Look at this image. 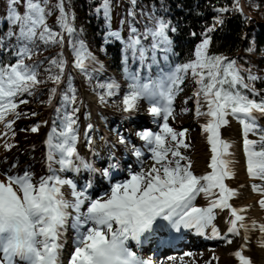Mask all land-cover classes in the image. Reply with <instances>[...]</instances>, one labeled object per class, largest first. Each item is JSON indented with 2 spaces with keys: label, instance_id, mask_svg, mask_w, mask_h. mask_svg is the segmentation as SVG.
I'll return each instance as SVG.
<instances>
[{
  "label": "snow or ice",
  "instance_id": "6c2138e0",
  "mask_svg": "<svg viewBox=\"0 0 264 264\" xmlns=\"http://www.w3.org/2000/svg\"><path fill=\"white\" fill-rule=\"evenodd\" d=\"M65 3L66 0H58L55 5L59 11L57 24L60 27V32H55L46 24V17L51 15L47 8L48 0L8 2L11 11L6 13L7 21L18 29L0 36V49L5 52L9 50L5 47L6 41L16 38V45L11 49V54L16 57L15 63L0 61V123L8 129H11L14 120L9 121L7 117L20 116L16 111L17 99L24 94L32 95L43 83L38 79L37 66L25 63V58H30L33 52L31 45L37 39L45 44H60L61 48L67 42L74 56L73 67L91 79L88 68L97 63L96 58L83 41L72 39L75 29ZM131 3L135 5L136 0H131ZM111 4L112 0H101L96 9L97 12L102 10L105 21L110 20ZM20 6L24 8L23 13L18 11ZM233 7L242 11L239 0ZM216 11L223 13L228 9ZM222 23L223 20L217 16L215 24ZM169 31L175 32L176 29L163 19H155L153 27L146 28L143 33L131 27L124 42L125 51L131 53L133 60H139L142 67L146 53L151 51L152 64L147 65L150 70L156 63L157 49L161 45L164 46L163 51L171 50ZM212 31L214 27L206 29V33ZM108 37L120 40L121 34L109 31L105 42H108ZM147 37H151L150 50L142 43V39ZM210 43V36L205 34L195 47L194 59L158 73L155 79L151 75L142 76L139 70L130 72L125 68L128 83L122 95V112L134 114L138 101L144 100L150 103L148 113L163 122L158 124L159 131L146 129L137 133L151 154V166L145 168L142 165L138 171L129 170L128 178L111 182L109 190L99 198H90L84 188L60 175L69 170L79 171L75 161L84 169L98 171L92 164L85 163L77 152L76 113L79 109L71 106L75 104L76 96L74 89L69 88L63 96L66 110L60 118L59 128L53 127L47 141L48 174L33 181L28 171L17 175L0 173L5 177L4 181H0V264H63V239L69 226L74 230L75 237L67 264H154L151 258L141 257L133 249L132 242L140 246L143 239L155 234L161 221L177 231L192 229L199 235H205L210 229L212 236L219 237L214 223L217 210L229 212L227 233L241 235L243 230L245 241L252 231L264 234V223L255 220L247 222L243 214L246 208H237L230 203L233 197L238 196V192L226 183V179L234 175L229 151L232 146L221 136L222 126L228 125L227 117L232 116L242 126L247 173L250 178L264 181V128L258 123L264 117V95L253 87L258 77L250 70L245 77V70L236 60L208 55ZM124 62H128L127 56ZM49 64L55 66L58 72L52 73L50 67L46 70L48 78L59 84L64 73L63 56L52 59ZM98 70L93 68V71ZM189 73L198 86L193 93L196 97L195 115L206 120L201 128L211 152L207 165L211 171L199 176L193 173L191 161L180 151L190 147L185 142L186 130L176 132L168 123L170 118L175 117L173 102ZM96 86L100 89L97 95L101 103L116 96L121 87L114 80L98 81ZM50 92L54 95L57 88H51ZM19 103L27 101L19 99ZM205 107L206 111H201ZM88 128L91 129L92 125L89 124ZM38 129L39 125L33 126L31 131L37 132ZM249 134H259V139L250 140ZM118 142L127 144L124 137H119ZM257 145L260 148L258 151ZM10 147L5 144L6 149ZM132 152L138 160L143 155L139 148H133ZM182 161L185 163L182 164ZM53 164L59 167L54 168ZM118 167V163L110 164L100 170V174L111 179L112 170ZM65 187L69 189L67 194ZM252 189L261 193L258 204L264 209V187L253 184ZM200 195L207 200V206L194 203ZM226 242L232 243L230 239ZM259 246L264 247V236ZM243 251L242 245L233 255L239 264H251Z\"/></svg>",
  "mask_w": 264,
  "mask_h": 264
},
{
  "label": "trees",
  "instance_id": "16d2710c",
  "mask_svg": "<svg viewBox=\"0 0 264 264\" xmlns=\"http://www.w3.org/2000/svg\"><path fill=\"white\" fill-rule=\"evenodd\" d=\"M8 2L9 0H0V36L9 30L18 31L7 21L6 13L11 11L8 8ZM100 2L101 0H66L65 3L66 11L71 13L70 20L75 29L72 39L83 41L88 51L96 58L97 63L88 68L91 79L73 67L74 56L67 42L64 45L68 53L66 56L64 46L61 48L60 44H45L37 39L31 45L33 52L30 58H25L26 64L37 66L38 79L43 83L33 91L32 95L24 94L23 97L33 98L46 89L43 101L53 103L48 115L47 141L53 127L59 128L60 118L66 110L63 96L69 88L74 89L76 100L81 94V87L98 93L100 91L96 86L98 81L114 80L109 70L116 71L121 79L128 83L125 68L130 72L139 70L142 76L151 75L155 79L158 73L169 71L177 64L194 59L195 47L202 41L205 34L211 38L207 49L208 55L224 56L236 60L237 64L245 70L243 73L245 77L249 70L252 75L258 77L253 82V87L264 95V0H239L242 11H237L233 7L236 0H136L135 5L131 3V0H112L111 15L108 21H105L102 10L96 11ZM57 3L58 0H48L47 8L51 11V15L46 17V24L53 31L60 32L57 24L59 11L55 8ZM220 8H226L228 11L218 13L216 10ZM18 11L23 13V6H20ZM130 12L133 15H129ZM217 16L223 20L222 24H215ZM155 19L167 21L176 31L167 33L171 40V50L165 52L162 50L164 46L161 45V48L157 49L156 63L149 70L147 65L152 64L151 51L146 53L145 64L142 67L139 60H133L131 53L125 51L124 42L131 27H135L138 33H143L146 28L153 27ZM208 27H214V31L206 33ZM109 31L120 32L121 39L108 37V42H105ZM65 38L67 40V34ZM142 43L150 50L151 37L142 39ZM15 45V37L6 41L5 47L9 50L5 52L0 49V61L15 63L16 57L11 54V49ZM59 56H63L65 60L64 73L60 83L54 84L48 78L49 73L46 70L51 67L52 73L58 72L55 66H50L49 61ZM125 56L128 57L127 63L124 62ZM93 68L99 70L93 71ZM53 87L57 88L54 95L50 92ZM196 87L198 86L189 73L181 89L194 90ZM192 96H194L192 92L186 95L187 98ZM16 102L18 103V99ZM187 103L189 104L188 100ZM71 106L79 109L76 119L79 113L82 115L88 113L84 106L76 102ZM16 119L12 115L7 117V120H14V123ZM37 125L39 123H33L30 126L29 134L34 133L31 128ZM183 154L187 157V154Z\"/></svg>",
  "mask_w": 264,
  "mask_h": 264
},
{
  "label": "rangeland",
  "instance_id": "374dc122",
  "mask_svg": "<svg viewBox=\"0 0 264 264\" xmlns=\"http://www.w3.org/2000/svg\"><path fill=\"white\" fill-rule=\"evenodd\" d=\"M231 56L232 55H230V57ZM110 73L112 74L114 81L121 85L116 96L108 98L106 103H101L98 99L97 93L89 90L86 87H81V94L76 100V104L84 106L88 111L87 115H82L79 113L77 119L76 147L80 142L79 145L82 146V152L96 148L101 160H107L106 162H101L98 159H95L91 162L92 166L98 170L96 174L98 175L97 179L99 181V187L96 188V196H90L92 198H99L106 191H108L111 182H119L125 178H128L129 170L138 171L142 165L145 168L150 166L152 163L151 154L145 147L144 142L139 139L137 133L146 129L159 131L158 124L163 122L161 118L154 119L148 113L147 108L150 107V103L144 100L138 101L137 111L130 115L132 120H127L128 114L123 113L121 110L122 95L126 91L125 89L127 83L121 79L116 71L110 70ZM195 89H197V87L194 88V90L181 89L177 93L173 102L175 117L170 118L168 123L169 126L173 129H176L177 132L186 130L185 140L190 145V147L185 150L181 148V151L187 154V158L191 161V170L195 175L199 176L206 174L211 170L206 167L207 169L204 171V173L199 174V170H197L195 167L196 159L194 158V153L196 152L200 135L204 134L202 132L201 125L206 123V120L203 116L197 117L195 115L196 97H186L188 92L194 93L196 91ZM46 92V89H44L39 95L33 98H25L23 96L18 98L17 112L20 113V116L16 119V122L13 123L14 126L12 124L11 129L6 128L3 123H0V173L8 172L10 175L22 174L25 169H19V166H22V160L25 156L36 159L38 164L41 165L46 162L48 155L45 151V135L47 131L48 115L52 107L51 102L48 103L43 101L46 96ZM19 99H26L27 103L20 104ZM187 100L189 101V104L187 103ZM201 111H206V107L202 108ZM80 112H82V109H80ZM32 113H35V115H32ZM227 119H231L234 123L239 124V122L232 116H228ZM33 123H39V129L37 132L29 134L30 126H32ZM258 123L260 126L262 125V127H264V117H261ZM89 124L92 125L91 129L88 128ZM122 132L128 133L129 136L125 134V136H122ZM233 135L234 133L232 132L230 124L222 126L221 136L232 146L229 150L232 154L230 157V159L233 161L232 166L234 165L235 157L242 154V156L245 157V174L248 178H250L247 173L246 156L243 148V137H241V134L238 135L241 139L237 145L233 143ZM119 137H124L127 141V144H120L118 142ZM204 137L206 141L205 134ZM95 138L98 140V142H95ZM248 138L250 140H258L259 135L249 134ZM89 141H91V143H89ZM136 143L142 144L145 149L143 151L140 149L143 155L139 160L132 152L133 148H138L135 145ZM5 144L10 145L11 147L6 149ZM256 150H260L259 145H257ZM207 154L211 156L209 145L207 146ZM113 162L118 163L119 167L112 170L111 179L103 177L100 174V170L108 168ZM209 162L210 161L207 163ZM53 167L58 168L59 165L53 164ZM114 171L117 172V174L114 175ZM43 174L47 175L48 170H45V173ZM69 174L70 172L67 171L65 173H61L60 175H62L63 178H70L68 176ZM38 179L39 178L36 176H33V181ZM4 180L5 177L0 175V181ZM231 181V178L226 179V183L232 189L237 191L238 188L232 185ZM253 184L264 187V181L250 178V181L247 182L245 187L256 195L254 206L257 207L259 211L262 212V214H264V209H261L258 204V201L262 198V195L259 192L253 191ZM197 200L194 202L195 204ZM230 203L237 208H241L235 201L230 200ZM225 211L229 217L228 210ZM70 233L66 236H70ZM74 235L75 232L73 237ZM233 236L234 235L227 233L226 235H220L219 237L209 238L207 240L204 239L203 242H198L195 244L193 249L184 246L182 251L180 249L177 253H173L172 251L166 252L162 255L159 261H163L164 258L163 264H171L169 262V257H173V255H179L182 258L179 264H218L217 260L220 254L225 253L228 250V245L230 243L226 242L227 239H230L233 242ZM68 239L71 240L70 237H68Z\"/></svg>",
  "mask_w": 264,
  "mask_h": 264
},
{
  "label": "bare ground",
  "instance_id": "6f19581e",
  "mask_svg": "<svg viewBox=\"0 0 264 264\" xmlns=\"http://www.w3.org/2000/svg\"><path fill=\"white\" fill-rule=\"evenodd\" d=\"M127 117H124V118H127V120H132V117L130 115H128ZM228 121L232 128V132L234 133V135L232 136L233 143L238 145L241 139L238 136L241 134L240 127L239 125L237 127L238 123L237 124L234 123L231 119ZM124 134L126 135V132L124 133L122 132V136H125ZM79 144L76 147L78 154L82 157L85 163H89V161L91 160V157L92 156L95 157L98 154L97 153L98 150L94 148L93 150H86L85 152H82V146ZM135 145L139 149H142V151L145 150L142 144L136 143ZM207 146L208 145L206 144L204 134L200 135L199 141L197 144V149H196V152L194 153V158L196 159L195 167L197 168V170H199V174L204 173V171L207 169L206 168L208 165L207 162L210 161V155L207 154ZM106 161H103V162H106ZM234 161H235L234 165L232 166L234 175L231 177V180H232L231 184L238 188L237 190L238 196L233 197L231 200L237 202V205L239 207L246 208V212H244L243 214L246 216L247 222L250 223L251 221L255 220L257 223H264L263 221L264 214H262V212L259 211V209L254 206V200L256 198V195L252 193L250 190H248L247 188H245L247 182L250 181V178H248L245 174V168H244L245 167V164H244L245 157L242 156V154L237 155ZM22 162L23 164L22 166H19V169H25V171L32 173V175L36 176L37 178L44 175L43 173H45V170H46V162L43 163V165H41V164H38L36 159L30 158L27 156L23 158ZM74 163L80 170L77 173V174H80V177H79L80 179L77 180L71 177L70 178L66 177L65 179L73 180V182L76 183L79 186V188H84L86 190V194L89 195V193H91L94 189L99 187V183H98L99 181L94 172H89L88 169H84L80 167V164L78 161H75ZM89 184H91V187H87V185ZM64 191L67 194L69 192V189L65 187ZM69 198L71 197L69 196ZM196 205L201 206V207L207 206V200L205 199L203 195H200L198 197ZM217 213L218 214L216 216L214 223L220 235H226L227 228L229 227L227 212L225 210L223 212L217 210ZM164 225L165 227H168V228L170 227L167 224V222H165ZM69 233L71 234L70 235L71 240L68 239L69 236H66ZM174 233L178 237V243H176L174 246H171L170 248H178V247L181 248L184 244H186L190 248L193 242L197 244L198 242H203L204 239L207 240L209 238H215L214 236H212L210 229L206 230L205 235H199L195 232V230L183 229V228H181L179 231L174 229ZM73 234H74V230L71 229V227L69 226L67 231L65 232V236L63 239V243L65 245L64 251H66V254H67L66 258H64L65 263H67L69 253L73 250V240H74ZM171 235H172V232L168 231L165 236L169 238ZM262 236H264V234L260 233L258 230L252 231L248 235V240L245 241L242 238L243 230H241V235L233 236V242L228 245V250L225 253L220 254L217 260L218 264H239L238 259L233 255V253L240 250L242 245L244 246V251L242 252V254L251 260V264H264V247L259 246V242ZM148 238L143 239L142 244L145 245L146 240ZM62 253L63 255H61V258L62 256H64L65 252H62ZM181 259L182 258L179 255L178 256L173 255V257H169V262L171 264H176V263L179 264V262H181Z\"/></svg>",
  "mask_w": 264,
  "mask_h": 264
},
{
  "label": "water",
  "instance_id": "95a60500",
  "mask_svg": "<svg viewBox=\"0 0 264 264\" xmlns=\"http://www.w3.org/2000/svg\"><path fill=\"white\" fill-rule=\"evenodd\" d=\"M64 50H65V52H66V56L68 55V53H67V51H66V46H64ZM69 62V61H68Z\"/></svg>",
  "mask_w": 264,
  "mask_h": 264
}]
</instances>
